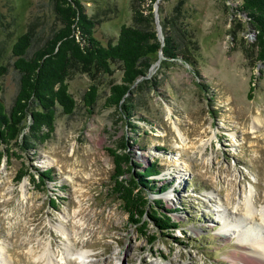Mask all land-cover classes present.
Segmentation results:
<instances>
[{"label": "rangeland", "instance_id": "obj_1", "mask_svg": "<svg viewBox=\"0 0 264 264\" xmlns=\"http://www.w3.org/2000/svg\"><path fill=\"white\" fill-rule=\"evenodd\" d=\"M130 1L80 0L102 45L115 42L120 27L131 24ZM238 1L185 0L183 27L199 47L195 63L153 56L147 78L155 87L134 90L131 116L105 107L111 85L121 82L118 64L109 74L70 75L72 114L58 111L51 138L34 151L0 160L5 264H232L230 257L251 239L264 241L260 220L247 216L243 205L250 193L256 211L264 206V131L250 129L252 117L264 118V65L245 55L253 41L234 9ZM177 2L159 0L158 6L169 16ZM35 17L43 29L38 36L57 27L48 0H0V66L6 67L0 98L7 109L17 91L11 46ZM92 85L97 99L87 107L83 95ZM121 139L134 164L160 167L150 179L166 188L147 196L161 200L157 212L173 211L169 215L179 226L174 232L148 224L143 236L111 194L114 166L107 149H116ZM255 156L262 161H253ZM36 169H51L52 181L37 187ZM23 170L34 183L29 175L16 181ZM221 214L232 226H223ZM237 222L244 227L239 236ZM226 230L230 235L221 236Z\"/></svg>", "mask_w": 264, "mask_h": 264}, {"label": "trees", "instance_id": "obj_2", "mask_svg": "<svg viewBox=\"0 0 264 264\" xmlns=\"http://www.w3.org/2000/svg\"><path fill=\"white\" fill-rule=\"evenodd\" d=\"M155 1L131 0V24L120 27L115 42L102 45L92 35L94 21L87 16L80 0H48L57 27L38 36L42 25L39 27L35 17L11 46L17 91L8 109L0 98V160L5 157L10 161L18 150L34 151L51 138L58 111L72 114L76 102L68 91L67 79L74 73L109 74L111 65L118 64L121 82L111 85L105 107L120 109L128 117L132 113L130 95L134 90L143 85L155 87L153 80L147 78L153 56L161 53L165 62L179 59L194 65L199 47L194 34L183 27L185 0H178L169 16L159 4L161 39L156 33L152 11ZM238 2L234 9L255 33V40L245 55L264 65V0ZM5 71L6 67L0 66V76ZM96 99L97 89L92 85L85 91L83 101L91 107ZM129 147L121 139L116 149H107L114 166L110 175L111 194L127 215L128 223L136 226L143 236L148 224L160 231L174 232L179 226L169 215L173 211L157 212L154 208L162 209L161 200L150 201L147 196L160 194L166 188L162 185L164 182L158 186L160 180L150 179L160 174V167L156 163L134 164ZM134 167L138 169L133 171ZM35 171L39 177L37 187L52 181L51 169ZM26 175L35 182L26 170L17 174L16 181ZM147 237L153 242L154 237Z\"/></svg>", "mask_w": 264, "mask_h": 264}, {"label": "bare ground", "instance_id": "obj_3", "mask_svg": "<svg viewBox=\"0 0 264 264\" xmlns=\"http://www.w3.org/2000/svg\"><path fill=\"white\" fill-rule=\"evenodd\" d=\"M250 129H253L256 131L257 130L258 131L259 130L264 131V118H262L259 115V113L257 115H255L254 117H252V123H251ZM177 130L180 131L178 127H177ZM256 139H258V137H256ZM253 161L261 162L262 158L260 156H255V157H253ZM246 195H247L246 200H244L245 203L243 204L245 214L247 216H249L250 218H258L260 220V224L259 223L258 224L260 225L261 228H264V208H263L264 206H262L259 211H256L255 207H254L255 202L257 201L256 197L255 198L253 197V199H251L252 197H250L251 196L250 193H248ZM260 200H262L261 197H260ZM263 200H264V197H263ZM256 212H258L260 216L255 214ZM222 215L223 214H221V216ZM223 217H224L223 218V222H224L223 226L226 227L227 223L229 224V226H232V225H230L232 223V220L230 219V217L226 216V215H223ZM249 217H246V218H249ZM246 218H244V220ZM242 225H243V222H242ZM234 227H235L234 232H236L237 236H239L242 233V230L244 229V227L243 226L241 227L240 222H237V225H235ZM221 231H222V229H221ZM229 235H230V233L227 230L225 231V234L221 233V236H223V237L229 236ZM251 243L252 244L249 246H244L243 251H241L240 253L233 254L230 257V261L232 262V264H264V241L261 242V241L251 239ZM37 259H41V255ZM5 263L6 262H4V260L0 259V264H5ZM43 264H50V263L48 260H46L45 262H43Z\"/></svg>", "mask_w": 264, "mask_h": 264}, {"label": "water", "instance_id": "obj_4", "mask_svg": "<svg viewBox=\"0 0 264 264\" xmlns=\"http://www.w3.org/2000/svg\"><path fill=\"white\" fill-rule=\"evenodd\" d=\"M158 1L159 0L155 1L152 11H153V15H154L156 33H157V36L161 39V27L159 24V17H158ZM159 55L161 56V53ZM151 68H152V66L150 67V69ZM150 69H149V71H150Z\"/></svg>", "mask_w": 264, "mask_h": 264}, {"label": "built area", "instance_id": "obj_5", "mask_svg": "<svg viewBox=\"0 0 264 264\" xmlns=\"http://www.w3.org/2000/svg\"><path fill=\"white\" fill-rule=\"evenodd\" d=\"M244 20H245V18H244ZM246 24H247V23H246ZM247 38H248V40L253 41V42H254V40H255V33H254V31H251V30L249 29V27H248ZM253 42H252V43H253Z\"/></svg>", "mask_w": 264, "mask_h": 264}]
</instances>
